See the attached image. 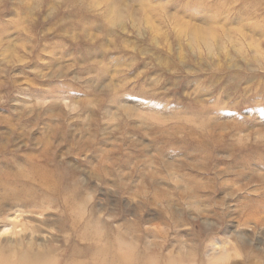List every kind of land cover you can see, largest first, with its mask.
I'll return each instance as SVG.
<instances>
[{"label": "rangeland", "instance_id": "rangeland-1", "mask_svg": "<svg viewBox=\"0 0 264 264\" xmlns=\"http://www.w3.org/2000/svg\"><path fill=\"white\" fill-rule=\"evenodd\" d=\"M0 252L264 264V0H0Z\"/></svg>", "mask_w": 264, "mask_h": 264}, {"label": "bare ground", "instance_id": "bare-ground-1", "mask_svg": "<svg viewBox=\"0 0 264 264\" xmlns=\"http://www.w3.org/2000/svg\"><path fill=\"white\" fill-rule=\"evenodd\" d=\"M97 237H99V236H95V238H97ZM115 242L118 243V245L120 247L133 248V249H130L131 251H133L134 249H138V247L136 246V243L131 242V241H127V240L122 239L120 237L117 240H115ZM99 250H101V248L100 249L98 248V251ZM142 251H143V249H142ZM75 256L77 258H81L79 253H76ZM98 256L100 257V255H97L96 252H93L92 254L87 255L86 257L85 256L82 257V258L86 259L87 262L86 261H80V262L76 261L75 263L76 264H112V263L113 264H140L138 258H136L134 256H130L129 258L126 259L123 255H117L115 257V259L112 260V263L108 262L107 259H105V258L101 259ZM154 258H155V256H154ZM162 259H160V260H162ZM126 260L129 262L125 263L124 261H126ZM146 262H148V261H146ZM151 262H153V261H151ZM0 264H50V262H48L45 257L37 256L34 254H31V255H29V254L24 255L23 254V255H20L18 258L13 259V258H11L10 255L0 252Z\"/></svg>", "mask_w": 264, "mask_h": 264}]
</instances>
